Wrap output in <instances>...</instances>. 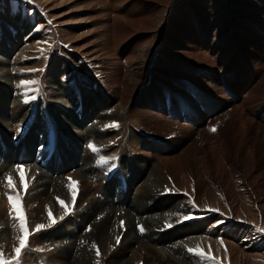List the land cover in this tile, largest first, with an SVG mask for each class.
<instances>
[{"label": "rangeland", "instance_id": "1", "mask_svg": "<svg viewBox=\"0 0 264 264\" xmlns=\"http://www.w3.org/2000/svg\"><path fill=\"white\" fill-rule=\"evenodd\" d=\"M212 3L215 6L210 12ZM255 3L253 0H0V62L6 56L5 50L12 49L9 67L14 78L9 82L13 81L14 87L10 94L13 99L17 95L24 98L30 122H25V128L36 119L42 129L44 116L52 112L55 123L61 117L59 121L66 119L72 124L79 121L76 125L81 123V127L91 124L86 117L90 108L101 110L107 118L105 140L98 151L109 158L105 161L102 156L95 157L96 164L107 170L95 163L82 169L91 176L87 175L86 182L95 196L86 195L89 199H82L84 204L80 205L82 188L77 175L73 170L61 172L64 187L57 197L69 209L67 213L64 210L63 220L53 216L57 224L29 237L22 264H45L42 259L59 248L47 247L36 239L43 241L42 234L65 224L76 225V220L81 225V216L94 197L106 199L104 191L99 190L107 184L102 185L104 180L99 183L94 177L104 176L117 167L119 175L129 176L132 168L138 173L139 164H144L142 168H160V156H167L170 151L174 157L180 156L185 169L183 174L175 170L177 167H171L173 176L183 175L182 182L187 183L190 191L194 189L196 197L192 203L196 211L212 215L210 220L200 217L190 223H202L199 235L207 243L203 241V249L222 264H264V234L256 231V227H264V0ZM191 43L195 48L188 47ZM117 64L120 70L115 69ZM260 68L262 75L256 76L255 71ZM52 79L60 83L63 95H57L51 86ZM22 81L33 83L22 85ZM0 83H3L1 76ZM150 93L153 104L149 107L156 118L148 122L141 117L138 119L143 123L138 122L130 113L132 105L141 103L148 107L145 96ZM40 108L47 114L41 115ZM138 109L141 108L134 107ZM165 115L173 125L164 127ZM55 125L53 132L60 136L63 127ZM213 128L216 130L212 131ZM24 131L12 134L23 136ZM0 134L7 133L0 129ZM247 146L249 155L245 151ZM69 150L82 155L73 148ZM87 150L92 155V148ZM28 162H21L29 185L27 191L19 171L12 178L23 196L28 228L34 231L37 225L34 219L38 217L31 215L33 211L49 208L53 211L61 205L57 201L53 207L51 201L43 203L36 197L35 168L44 170L46 164L27 167ZM163 162L168 165L164 159ZM0 176L3 178L0 251L12 261L14 248L19 246L17 237L22 234L13 227L15 222L9 216L6 196L10 189L6 186V175ZM69 177L78 182L74 204ZM218 219L219 224L215 223ZM75 247L91 249L82 241H77ZM78 248L71 257L83 261L87 257L77 256ZM129 250L121 248L116 254L132 257ZM90 252L93 259H89V264H105L111 255Z\"/></svg>", "mask_w": 264, "mask_h": 264}, {"label": "bare ground", "instance_id": "2", "mask_svg": "<svg viewBox=\"0 0 264 264\" xmlns=\"http://www.w3.org/2000/svg\"><path fill=\"white\" fill-rule=\"evenodd\" d=\"M255 1L256 0H253V4ZM205 4L206 2L204 5ZM214 6L215 5L213 3L210 5V12L214 9ZM196 9L197 12L198 8L196 7ZM262 13L264 17V10ZM197 14H199V12ZM199 15L202 16L201 14ZM200 21L204 23L203 18H201ZM179 31L180 34L183 33H181V30ZM188 36L189 39L192 38L191 32L188 33ZM188 47L195 48V45L191 43ZM11 50L12 49L5 50L6 56H4L3 61L0 62V76L3 82L0 83V129L5 130V133H7L4 134V136L0 134V174L2 173L6 175L4 177H7L8 175L17 176V174H19L17 173V166H23L24 164H21L22 161H29L28 163H25V166L27 167L30 165L34 167L37 163L41 166V164L45 163L46 166L44 170L42 168L41 170H39V168H35L38 179L35 182L34 191L36 192V197L43 203L51 201L49 204L54 207L57 202L56 198L58 193L62 190V187H64V185H62L61 178H63V176L61 175V172L73 170L74 174L77 175V180L81 183L80 186L82 188V194L81 197L79 196V199H81L80 205H83L84 203L82 202V199H86V195L95 196V194L93 193L94 189H89L86 182L87 175L89 177L91 176L87 174V172L82 171V169H86L90 165H93V163L96 164L95 157L97 156L104 157L105 161H108L107 159L109 158L107 155H101L99 151H93L91 155L88 153L87 149L89 147L86 145L90 146L94 144L97 149L103 145L106 136L105 126L107 125V118L103 115L101 110L90 108L88 115L85 116L88 121H91V124H89V127H86L85 125L81 127L80 123V125H78L80 127L79 129L76 125L79 121H73L74 123L72 124L70 121L65 122L66 119L64 121H59L61 117H55V123V113L52 114V112L51 114L48 113V116H44L41 124L42 129L38 127L36 119L28 128H25L27 126L25 122L27 124L30 122L28 119V112L26 110L27 106H24V98H22L21 95H17L16 98L13 99L10 94L12 88L14 87L13 81L9 82V79L13 77L10 76L11 68L9 67ZM259 66L262 65L257 64V67ZM119 68H121V66L117 64L115 69L120 70ZM261 70L262 69L260 68L258 70L259 72L257 70L255 71L256 76L262 75ZM51 81L53 83L51 86L56 89L55 91L57 95H63L60 83H58L55 79H52ZM152 95L153 94L150 93L148 96H145V99H147L148 102V107L146 104L137 103L138 105H136L141 109L136 111L134 110V107L137 106L132 105V112L130 113H133V117H137L138 122L143 123L144 120L152 122L156 118L152 117L153 110L149 107V105L152 106L153 104L151 101ZM39 110L41 115L47 114L46 112L44 113V111L42 112L41 108ZM148 113H150L151 116ZM141 117H143V121L138 119ZM66 123L68 124V127L76 126L78 129L75 127L71 131H66L68 128ZM171 123L173 125V122L169 121L165 115L162 123L163 125L165 124L164 127L171 125ZM55 124L58 126L60 124L61 128L63 127V132L60 130V136L58 133L53 132L56 126ZM84 126L86 128H84ZM186 126L187 125H185V127ZM46 127L48 129H46ZM242 129L244 130L245 128ZM17 131H24V135H15V138L12 133ZM242 132L245 133V131ZM257 140H259V138H257ZM6 141H9L12 147H10ZM19 141L21 143H18ZM215 147L216 146L212 145L211 148L215 149ZM70 148H73L75 151L77 150V152H82V155L79 157L76 152H70L72 151L69 150ZM248 148L250 149L248 146L245 147V151L249 155L250 152ZM59 151L62 152L59 153ZM143 153H145V151ZM160 155L161 154H159V156ZM184 158H186V156ZM67 159L69 160L68 164L66 163ZM160 159L162 161L160 163V168H152V166L142 168L141 166L144 164H139V167H137L138 173L137 171L134 173V169L132 168V171L130 170L129 172V176L122 177L118 174V172H116L117 167L115 170L113 169L105 172L104 176L94 177V179L99 181V183L104 180L102 185L107 184L105 188L99 190L100 192L104 191L106 199L101 201L100 199L94 197L95 199L90 204L87 212L83 209L84 214L81 216V219L83 220L81 225L76 220V225L74 222L72 225H70V223L67 225L65 224L64 226L55 228V230L51 233L48 232L49 234H42L40 237L43 241L39 238L36 239L39 242H43L47 247L54 246L57 249L59 248L57 250L58 252L52 251L51 254L42 259L45 261V264H80L81 262L89 264V259H93L92 252L90 251H95L97 255V247L99 248L100 253L105 255V257H108V255L111 254L105 264H171L172 261L174 264H204L198 257L187 251L188 248H194L197 245L203 249L204 247L201 245H205L202 243L203 241H206L204 240V237L199 235L202 223L195 225H190V223L200 217L205 218L206 221L210 220L212 215L196 211L197 209L192 203L196 197L193 192L194 189L190 191V188H187V183L182 182V179L184 178L183 175L180 177H176V175L173 176L172 171L174 169L172 170L171 167H177L175 170L182 173L185 170L184 164H181L179 161L180 156L174 157L170 151L167 156L161 155ZM163 159L168 165L164 164ZM80 162H83L84 165H79ZM105 164L108 165V162H105ZM96 166L104 171L107 170V168L103 165L96 164ZM164 169L167 172H163ZM43 171L52 174L55 178L49 177L43 173ZM1 176L0 179H3ZM142 181L143 183L141 184ZM173 182H175V184ZM192 185L193 184L191 183V186ZM183 191L189 192V197L186 196ZM60 192L63 193V190ZM96 193H98V191ZM47 210L43 211L38 209L37 211H33L31 215L38 217L34 219L36 224H49V221H46V217L48 216ZM51 212L58 220L65 215L64 208L62 207H56ZM185 216H190L191 218L182 219ZM121 222H123L122 226ZM165 222L170 223L172 226L165 227ZM216 222L219 224L221 221L218 219L215 223ZM140 226H143V232L140 231ZM232 234L234 235L235 232L232 231ZM118 236L120 237L119 243H117L116 239ZM77 241H82L86 245L89 244V248L91 246V249H79V246L74 249ZM111 247L113 248L111 249ZM76 248H78L77 256L87 257L88 259L86 258L83 261L78 258L73 259L71 256L73 255V252H75L74 250H76ZM121 248H128L132 250V257H129L126 253L120 255L116 254V252H118ZM167 258L171 260V263L168 262L169 260ZM72 259L73 262L71 263L70 261Z\"/></svg>", "mask_w": 264, "mask_h": 264}, {"label": "snow or ice", "instance_id": "3", "mask_svg": "<svg viewBox=\"0 0 264 264\" xmlns=\"http://www.w3.org/2000/svg\"><path fill=\"white\" fill-rule=\"evenodd\" d=\"M29 83H33L31 81H22V85H26ZM118 126V125H113ZM216 129L213 128L212 131H215ZM90 148H92L93 151H98L96 146L90 145ZM114 159V158H112ZM17 170L20 173L21 182L23 184L25 192L27 191L29 185L25 179L24 175V168L22 165L17 166ZM69 184L68 187L72 192V203H75V194H76V188L75 185L78 184L77 181H74L71 179V177L68 178ZM6 186L8 189H10V192L7 193V199L9 201L10 209H9V216L12 218V220L15 222L13 224V227H17L22 235L18 236L17 239L19 241V246L14 248L15 256L12 261H9L5 258V255L2 251H0V264H22V254L25 249L28 248V241L29 237L31 235H34L35 232H39L44 230L46 227H51L53 224L57 222V220L53 217L51 209H48V216H49V224H37L34 231H30L28 228V222H27V215L26 212L23 209L22 200L23 196L20 194V192L15 187V182L11 175H8L6 177ZM59 204L62 208H64L65 213H67L69 209V205L61 200L59 197L56 198ZM212 211H218V209H210ZM190 216H185L182 219H190ZM63 219V217H61ZM246 222V221H245ZM123 225V222H121V226ZM172 225L168 222H165V227H171ZM140 231L143 232L144 228L143 226H140ZM256 231L260 232L261 234H264V227H256ZM117 243L120 241V237L117 238ZM222 243V241H221ZM2 247V246H0ZM187 251L194 256L198 257L200 261H212L213 264H222V261L217 259L215 256H212L210 251L206 252L204 249H202L199 245L196 247L188 248ZM97 255H100L99 248H96Z\"/></svg>", "mask_w": 264, "mask_h": 264}]
</instances>
